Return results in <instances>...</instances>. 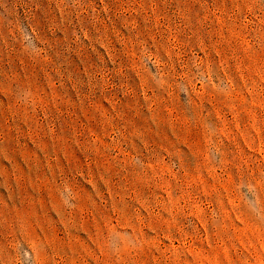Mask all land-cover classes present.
Returning a JSON list of instances; mask_svg holds the SVG:
<instances>
[{
	"label": "rangeland",
	"instance_id": "1",
	"mask_svg": "<svg viewBox=\"0 0 264 264\" xmlns=\"http://www.w3.org/2000/svg\"><path fill=\"white\" fill-rule=\"evenodd\" d=\"M0 264H264V0H0Z\"/></svg>",
	"mask_w": 264,
	"mask_h": 264
}]
</instances>
